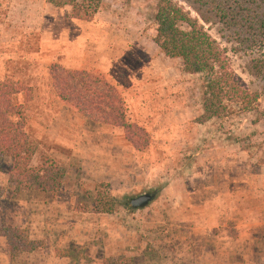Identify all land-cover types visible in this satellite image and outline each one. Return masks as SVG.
Here are the masks:
<instances>
[{
	"label": "rangeland",
	"instance_id": "1",
	"mask_svg": "<svg viewBox=\"0 0 264 264\" xmlns=\"http://www.w3.org/2000/svg\"><path fill=\"white\" fill-rule=\"evenodd\" d=\"M173 1L199 19L189 2ZM154 6L103 0L85 22L45 0H0V78L25 89L16 102L26 104L32 163L49 156L65 170L61 190L46 195L15 188L10 162H0V264H102L115 257L132 264H264V116L198 124L201 78L183 74L154 44ZM206 28L231 48L219 27ZM230 57L264 107V81L245 72L246 56ZM54 64L94 72L117 87L128 121L145 129L149 147L136 152L121 129L64 106L49 86ZM143 194H153L152 202L132 209L131 199ZM97 195L114 203L111 213L93 210ZM6 229L40 247L11 255Z\"/></svg>",
	"mask_w": 264,
	"mask_h": 264
},
{
	"label": "trees",
	"instance_id": "2",
	"mask_svg": "<svg viewBox=\"0 0 264 264\" xmlns=\"http://www.w3.org/2000/svg\"><path fill=\"white\" fill-rule=\"evenodd\" d=\"M154 44L167 58L177 59L181 71L199 76L200 125L233 115L264 116L258 92H251L232 68L230 54L248 58L245 72L264 81V0H186L199 16L192 18L173 0H153ZM55 8H70L74 20H93L103 0H45ZM202 22V23H201ZM220 28L227 44L222 47L206 26ZM224 33V34H223ZM49 86L55 97L86 121L119 128L136 152L149 147L145 129L130 123L117 87L103 76L85 70H67L59 65L48 69ZM22 84L0 78V162L8 160V181L15 188L46 195L57 194L65 179L64 168L49 156L33 165L36 147L26 131V104L16 102ZM93 210L111 213L114 203L97 195ZM11 255L40 247L17 229L4 233ZM102 264H132L124 257L104 259Z\"/></svg>",
	"mask_w": 264,
	"mask_h": 264
},
{
	"label": "water",
	"instance_id": "3",
	"mask_svg": "<svg viewBox=\"0 0 264 264\" xmlns=\"http://www.w3.org/2000/svg\"><path fill=\"white\" fill-rule=\"evenodd\" d=\"M154 198L153 194H143L136 198L131 199L129 205L132 209L146 208Z\"/></svg>",
	"mask_w": 264,
	"mask_h": 264
},
{
	"label": "crops",
	"instance_id": "4",
	"mask_svg": "<svg viewBox=\"0 0 264 264\" xmlns=\"http://www.w3.org/2000/svg\"><path fill=\"white\" fill-rule=\"evenodd\" d=\"M99 30V29H98ZM97 35H98V40H103L104 41V34H102V33H97ZM100 69V72H105L106 70L104 69V68H99Z\"/></svg>",
	"mask_w": 264,
	"mask_h": 264
}]
</instances>
